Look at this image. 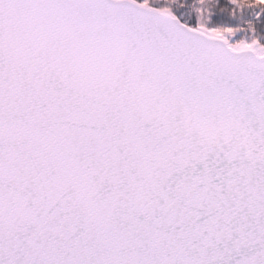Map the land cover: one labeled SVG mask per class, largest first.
Returning <instances> with one entry per match:
<instances>
[{
	"label": "snow or ice",
	"instance_id": "1",
	"mask_svg": "<svg viewBox=\"0 0 264 264\" xmlns=\"http://www.w3.org/2000/svg\"><path fill=\"white\" fill-rule=\"evenodd\" d=\"M0 264H264V0H0Z\"/></svg>",
	"mask_w": 264,
	"mask_h": 264
}]
</instances>
